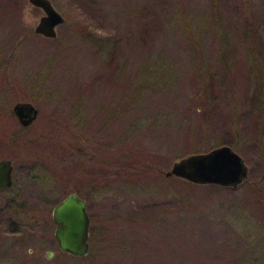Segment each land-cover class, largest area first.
<instances>
[{"label":"rangeland","instance_id":"1","mask_svg":"<svg viewBox=\"0 0 264 264\" xmlns=\"http://www.w3.org/2000/svg\"><path fill=\"white\" fill-rule=\"evenodd\" d=\"M51 2L65 19L55 38L34 32L44 13L28 0H0V132L19 143L0 152L14 165L0 193L12 264L253 259L256 230L264 238V0ZM19 101L39 110L27 127L10 117ZM222 145L248 167L238 186L166 176ZM75 187L90 217L83 257L59 250L52 219ZM13 196L19 214L6 215Z\"/></svg>","mask_w":264,"mask_h":264},{"label":"water","instance_id":"2","mask_svg":"<svg viewBox=\"0 0 264 264\" xmlns=\"http://www.w3.org/2000/svg\"><path fill=\"white\" fill-rule=\"evenodd\" d=\"M40 8L43 15L35 26V33L47 38L57 36L56 28L63 24V15L54 7L51 0H28ZM18 122L27 127L38 114V108L31 102L19 101L12 107ZM14 165L9 158L0 159V191L12 186ZM248 167L243 158L229 145H222L206 153L193 154L175 161L166 176H176L197 184H216L236 187L247 176ZM56 224L54 236L61 252L77 257L89 254L90 217L87 205L76 192L68 194L52 210ZM47 252V257H52Z\"/></svg>","mask_w":264,"mask_h":264},{"label":"trees","instance_id":"3","mask_svg":"<svg viewBox=\"0 0 264 264\" xmlns=\"http://www.w3.org/2000/svg\"><path fill=\"white\" fill-rule=\"evenodd\" d=\"M247 34H248V32H247ZM1 117H2V114L0 113V125H1ZM10 117H12L13 118L12 120H14V114H13L12 111L10 113ZM73 119L77 120L75 122V124L77 126L78 125L81 126V131H83V129L85 128L83 119H80L78 116H76ZM0 129H1V127H0ZM6 140H7L6 138L2 137V132H0V152L2 150H5L8 145H13L14 146V145H17V143H18V141H16V139H13V138L10 139V140H7V141ZM28 142L31 143V140H29ZM34 146L38 148L39 144L35 143ZM82 147H83L82 145H79V146L77 145L75 147V150L79 151L83 155L87 156V154L82 149ZM42 164L44 165L43 161H42ZM45 164L47 166L46 169H48V170L52 169V167L48 163H45ZM40 165H41V163L36 166V168L38 170L43 169ZM32 177L36 178V175L33 174ZM73 188H72L73 191L78 192V193L80 192V189L78 187L77 188L75 187V189H73ZM10 190L11 189H8L5 192H8ZM64 190L67 191L68 188L65 187ZM70 192H72V191H70ZM0 193H3V192H0ZM17 198H18L17 196H15V197L13 196L12 198H10V201H9V204H8V211L6 212V215H17V214H19L17 212L19 210V205H18V199ZM10 253H11L10 250L7 252V251L3 250L2 248H0V264H3V262H5L4 264H10V263L12 264V262L16 261L15 260L16 258L12 257ZM252 253L256 254L255 256L252 255L253 259H251V256H250V259L248 260L249 254H246L245 257H244V261L243 262H239V264H264V238H260V240H259L258 231L257 230H256V251H252Z\"/></svg>","mask_w":264,"mask_h":264},{"label":"flooded vegetation","instance_id":"4","mask_svg":"<svg viewBox=\"0 0 264 264\" xmlns=\"http://www.w3.org/2000/svg\"><path fill=\"white\" fill-rule=\"evenodd\" d=\"M33 6V5H32ZM37 8V7H36ZM40 9V8H39ZM35 29V28H34ZM35 32V31H34ZM37 34V33H36ZM259 146H261L262 147V150H264V139H263V142H261V143H259L258 144ZM13 184H14V182H13ZM13 184H12V186L11 187H9L8 189H11L12 187H13ZM8 189H6V190H8ZM6 190H4V191H0V192H5ZM72 193V192H71ZM80 197H81V195L78 193V192H76ZM70 194V193H69ZM82 199H84L85 200V202H86V205H87V200H86V198H83V197H81ZM88 211V210H87ZM89 215V214H88ZM46 256H47V254H46Z\"/></svg>","mask_w":264,"mask_h":264}]
</instances>
